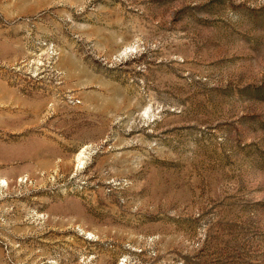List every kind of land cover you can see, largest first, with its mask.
<instances>
[{
	"label": "rangeland",
	"instance_id": "rangeland-1",
	"mask_svg": "<svg viewBox=\"0 0 264 264\" xmlns=\"http://www.w3.org/2000/svg\"><path fill=\"white\" fill-rule=\"evenodd\" d=\"M0 264H264V0H0Z\"/></svg>",
	"mask_w": 264,
	"mask_h": 264
}]
</instances>
